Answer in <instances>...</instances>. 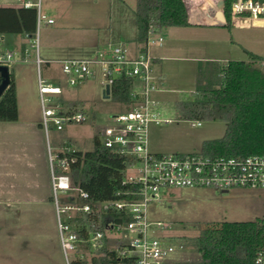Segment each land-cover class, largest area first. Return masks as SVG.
Listing matches in <instances>:
<instances>
[{
	"label": "rangeland",
	"instance_id": "1",
	"mask_svg": "<svg viewBox=\"0 0 264 264\" xmlns=\"http://www.w3.org/2000/svg\"><path fill=\"white\" fill-rule=\"evenodd\" d=\"M37 2L38 0H30ZM137 0H41V11L54 22L39 26L34 42L33 55L40 48L65 47L71 54L67 58H93L99 50L108 52L124 42L127 55L135 57L141 45L135 41L137 34L135 8ZM22 0H0V6H19ZM58 28L57 32L52 29ZM169 26L163 32L161 44H149L150 52L164 49L165 56L155 64L164 75V85L157 92L158 108L163 119L170 122L151 126V149L155 152L191 153L202 150L205 140L222 137L226 123L220 120L201 121L182 118L176 102L194 96L200 70L208 73L212 65L224 67L231 60H248V51L264 55V26L251 22L237 26ZM11 43H0V50L10 51ZM100 51V52H101ZM14 51L10 72H16L20 86L19 122L39 121L44 135L45 149L48 142L57 148L64 141L78 150L94 147L100 128L112 124L111 116L121 113L126 105L105 97V79L99 65L94 75L73 86L59 65L57 71H48L43 63L41 75L46 83L62 87L61 94L46 95V105L59 104L63 110L76 106L88 114L85 123H66L59 130L49 122L48 136L43 127L42 100L39 93V69L26 62ZM44 56V55H43ZM264 67V66H262ZM47 152V150H46ZM35 159L34 172L40 176L45 170ZM47 176L52 202L0 203V264H67L61 248L58 216L52 190L49 161ZM45 178V177H44ZM69 195L58 192L61 206ZM151 222H162L163 228L152 225L153 236L193 237L213 224L224 221H252L264 219V188H231L224 192L207 187H180L162 191L160 198L148 206ZM123 241H131L119 236ZM114 243V242H111ZM177 245V243H175ZM173 264L198 260L200 253L192 246L176 248ZM74 254H71V258Z\"/></svg>",
	"mask_w": 264,
	"mask_h": 264
},
{
	"label": "built area",
	"instance_id": "2",
	"mask_svg": "<svg viewBox=\"0 0 264 264\" xmlns=\"http://www.w3.org/2000/svg\"><path fill=\"white\" fill-rule=\"evenodd\" d=\"M224 1V0H223ZM225 2V1H224ZM25 7L37 9V31L43 23H53L41 11V0H25ZM224 7V4H223ZM231 19L234 25L252 22L264 18V0H232ZM164 37L153 33L149 44H162ZM13 54L0 52V65H11ZM153 57L148 51H140L135 57L127 55L124 43L99 52L93 58H70L60 60L62 71L68 82L76 86L94 75V66L99 65L105 79V85H111L118 77L131 81L130 103H124L126 109L112 115V124L100 128L98 138L101 144L125 158L127 163L123 183L138 185L131 192L135 196L126 200H109L97 205V212L106 214L112 209L122 210L131 219L126 222L111 223L108 230L89 229V235H83L76 228L73 219L95 211L87 191L74 187L70 177L71 164L77 161V148L64 141L59 148L48 143V161L52 181V190L58 216L60 244L67 264H86L83 261L98 254L104 246L118 248L123 256L134 257L132 264H173L176 248L185 245L172 243L165 236H153L152 225L163 228V223L151 222L148 206L151 201L160 198L162 191L180 187H209L222 191L231 188H264V155L249 154L217 155L203 154L201 151L187 154L178 152H155L151 149L150 134L153 124L170 122L163 119L158 108L155 94L161 90L162 77L154 70ZM45 61L39 56L36 64L39 69V93L42 100L43 127L48 136L49 122L52 120L57 129L62 130L66 123H85L88 114L76 106L63 110L59 104L46 105V95L62 93V87L46 83L41 75ZM264 66V61H261ZM201 125V121L193 122ZM69 195L66 204L61 206L58 192ZM131 241H123L119 236ZM114 242V243H111ZM71 254L74 257L71 258ZM255 264H264V247L256 253Z\"/></svg>",
	"mask_w": 264,
	"mask_h": 264
},
{
	"label": "trees",
	"instance_id": "3",
	"mask_svg": "<svg viewBox=\"0 0 264 264\" xmlns=\"http://www.w3.org/2000/svg\"><path fill=\"white\" fill-rule=\"evenodd\" d=\"M224 14L231 26L232 0H224ZM181 0H137L135 41L146 51L151 34L159 33L166 25H189ZM20 34L32 41L37 35L36 7L0 6V35ZM248 60H231L224 67L212 65L208 73L200 70L194 96L176 102L182 118L196 121L220 120L226 123L222 137L205 140L201 152L206 155H264V55L248 51ZM131 81L118 77L110 89V98L130 103ZM19 106L14 74L0 96V121H17ZM91 150H77V161L71 164L70 177L74 187L87 191L95 211L73 219L83 235L89 229L108 230L111 223L131 219L122 210L106 214L97 212L103 201L126 200L135 196L138 185L124 184L127 167L125 158L104 147L95 138ZM172 243L192 246L200 253L198 260L181 264H255L256 253L264 247V219L224 221L203 228L197 236L170 237ZM134 257L123 256L118 248L104 246L98 254L85 259L86 264H132Z\"/></svg>",
	"mask_w": 264,
	"mask_h": 264
},
{
	"label": "crops",
	"instance_id": "4",
	"mask_svg": "<svg viewBox=\"0 0 264 264\" xmlns=\"http://www.w3.org/2000/svg\"><path fill=\"white\" fill-rule=\"evenodd\" d=\"M24 1L25 0H22V3ZM181 1L183 2L186 9V19L189 23V25L186 26H189L188 28H201L206 26L226 27L228 21L224 14V7L221 0ZM251 24L256 26H264V18L254 19ZM46 25L48 24L46 23ZM233 25L234 24L231 23V26ZM169 26L182 25H166L159 33L163 36V32H165ZM58 28L63 29L64 27L57 26L52 29L57 32L60 30ZM5 42L7 44L11 43L9 45L13 47V50H0V52L14 53V51L17 49V53L21 56V58H23L26 62L28 61L29 63L36 62L37 57L39 56L45 61L44 64L46 65L48 71H57L59 65L54 64H60L59 61L63 60L62 57H64V55L71 54L65 47L51 49L50 47L47 48V46L44 48V51H42L41 48L37 50V53L34 56V42L29 37L20 34L8 33L0 35V43ZM100 51L101 50L96 52L94 56H96ZM148 51L154 59L153 61L155 70V64L160 63L162 59L166 57L165 51L163 49L162 51H157V53H151L149 47ZM162 71L163 70L160 69V74H157L162 77V84L164 85V75ZM13 74L17 87V98L19 105V80L15 71ZM104 94L105 97H110L107 96L105 91ZM19 121V119L17 121H0V203L18 204L27 202H52L50 182L47 176L46 159H49L48 144L46 145L47 148L45 149V139L41 128L42 124L37 120H31L25 123H20ZM61 145H59L57 148H59ZM35 159H41L40 164L42 165V169L45 170V175L40 176V174H35Z\"/></svg>",
	"mask_w": 264,
	"mask_h": 264
},
{
	"label": "water",
	"instance_id": "5",
	"mask_svg": "<svg viewBox=\"0 0 264 264\" xmlns=\"http://www.w3.org/2000/svg\"><path fill=\"white\" fill-rule=\"evenodd\" d=\"M222 5L224 4V1L221 0ZM10 66L8 65H0V96L3 93V91L6 89V87L9 85L10 82ZM105 93L107 96H110V86L107 85L105 89ZM227 192V191H224Z\"/></svg>",
	"mask_w": 264,
	"mask_h": 264
}]
</instances>
